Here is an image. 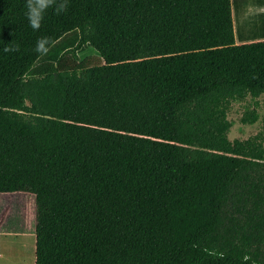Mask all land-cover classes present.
Returning <instances> with one entry per match:
<instances>
[{"label":"trees","instance_id":"1","mask_svg":"<svg viewBox=\"0 0 264 264\" xmlns=\"http://www.w3.org/2000/svg\"><path fill=\"white\" fill-rule=\"evenodd\" d=\"M25 5L0 0V193L34 195L36 264H264V137L229 136L264 0H67L38 31Z\"/></svg>","mask_w":264,"mask_h":264},{"label":"rangeland","instance_id":"2","mask_svg":"<svg viewBox=\"0 0 264 264\" xmlns=\"http://www.w3.org/2000/svg\"><path fill=\"white\" fill-rule=\"evenodd\" d=\"M72 37L73 34H69L62 41H67ZM56 49L57 47H53L54 51ZM54 51L51 50V53ZM87 52L89 53L84 59L87 63L101 62L97 54L91 50H87ZM71 56L70 53L66 55L68 58ZM248 107L250 109L255 107L258 112L259 119L254 124H244L241 120ZM229 119L232 122L229 135L231 140L247 139L256 134H261L264 137V96L255 100L248 98L246 101L233 102L229 110ZM13 196L20 197V199L13 200ZM0 228V264H34L36 240L34 195L26 192L0 193ZM3 232L7 233L3 234ZM13 255L16 258L11 260Z\"/></svg>","mask_w":264,"mask_h":264},{"label":"clouds","instance_id":"3","mask_svg":"<svg viewBox=\"0 0 264 264\" xmlns=\"http://www.w3.org/2000/svg\"><path fill=\"white\" fill-rule=\"evenodd\" d=\"M25 7L27 9L26 16L30 27L38 31L44 19L45 12L50 7H55L56 14L66 11L67 0H59V3H57V0H26ZM51 42L50 37L39 38L36 43L35 51L42 55L47 54ZM5 51H8V49H5Z\"/></svg>","mask_w":264,"mask_h":264},{"label":"crops","instance_id":"4","mask_svg":"<svg viewBox=\"0 0 264 264\" xmlns=\"http://www.w3.org/2000/svg\"><path fill=\"white\" fill-rule=\"evenodd\" d=\"M8 194V193H7ZM20 199V197H16V196H13V200L14 199ZM1 229V228H0ZM30 231H31V229H30ZM7 232H3V234H6ZM31 233H32V231H31ZM33 234V233H32ZM29 236V235H28ZM32 236V235H31ZM35 237H36V234H35ZM23 244V246H24V243H22ZM34 252H35V258H34V264H36V240H35V248H34ZM12 258H16V256L15 255H13V257H11V260H12Z\"/></svg>","mask_w":264,"mask_h":264}]
</instances>
